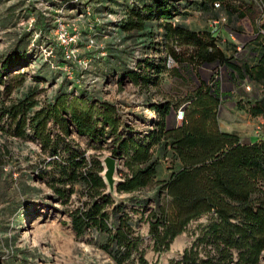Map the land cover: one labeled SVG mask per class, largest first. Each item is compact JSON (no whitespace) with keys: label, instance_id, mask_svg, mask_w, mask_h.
Masks as SVG:
<instances>
[{"label":"trees","instance_id":"trees-1","mask_svg":"<svg viewBox=\"0 0 264 264\" xmlns=\"http://www.w3.org/2000/svg\"><path fill=\"white\" fill-rule=\"evenodd\" d=\"M137 1L140 3L128 5L124 11L118 24L120 30L144 31L151 36V22L165 20L161 35L167 55L146 59L139 65L140 72L120 69V81L127 78L139 87H156L169 69V58L188 71L196 70L197 78L205 66H222L229 82L247 80L252 85V91L240 101V108L253 117L264 118V0H194L184 5H179V0ZM181 6L211 13L215 19L225 15L227 27L235 34L238 30L230 27L233 21L255 16V38L245 46L246 54L235 56L234 44L228 43L225 49L235 52L228 55L220 47L221 37L209 29L193 30L182 23L172 24L173 15L182 14ZM16 62L10 57L2 63V69H9ZM7 73L0 72V84ZM15 76L19 77L18 83L23 82V73ZM213 84L211 87L198 80L192 87L184 97L187 106L178 125L169 116L182 103H151L157 119L143 135L122 121L114 103L91 97L84 89L80 88L76 95L59 92L36 109L33 93L12 101L8 98L12 87L7 85L3 93L7 98L0 96V120H5L0 130L24 138L29 129L52 157L57 156L60 142L70 136L72 129L94 141L102 142L104 136L111 139V154L116 159L125 158L126 169L115 190L135 193L149 186L155 188L154 206L147 209L145 219L152 250L158 254L168 250L192 221L207 217L206 223H198L190 231L192 239L179 256L152 264H259L264 251V138L242 139L235 132L220 129L222 92L218 83ZM49 122L56 126V132L48 127ZM63 148L67 151L68 169L86 164L82 152L73 145L64 143ZM161 159L170 160L171 172L166 179L157 180ZM93 164L94 170L89 167L82 175L89 204L71 214L75 234L81 236L93 227L106 235L102 248L114 264H150L132 218L123 213L122 204L113 205L111 194L104 192L107 184L100 174L102 161L95 160ZM72 182L75 180L68 181ZM56 191L65 196L60 189ZM142 202L146 209L147 201Z\"/></svg>","mask_w":264,"mask_h":264},{"label":"rangeland","instance_id":"rangeland-1","mask_svg":"<svg viewBox=\"0 0 264 264\" xmlns=\"http://www.w3.org/2000/svg\"><path fill=\"white\" fill-rule=\"evenodd\" d=\"M186 1L192 0H179L178 3L184 5ZM136 2L0 0V72L8 71L2 76L4 83L0 84V96L7 98L3 94L4 88L10 85L9 99L16 101L33 93L38 109L59 92L76 95L81 88L91 97L117 102L126 117H134L148 113L146 104L149 100L171 101L173 106H178L198 80H204L211 87L218 83L222 92L218 109L220 129L235 132L242 139L264 138V118L253 117L239 106L245 94L252 91V85L249 84L250 89H247L246 82H229L222 66H205L197 78L196 70L188 71L174 62L162 74L158 86L149 88L138 87L127 78L119 80L120 69L133 71L146 59L156 60L167 55L161 35V23L165 20L151 22L150 28L154 31L151 36L144 31L120 30L118 24L124 18V11ZM179 10L182 14L173 15L172 24L182 23L193 30H211L221 37L222 49L228 43L234 44L235 56L246 54L245 46L255 38L253 15L230 24L238 30L235 34L227 30L228 21L223 14L215 19L211 13L190 7L181 6ZM186 12L188 14L184 15ZM223 17L225 20L221 21ZM59 31L73 36V40L69 44L61 42ZM65 46L73 53L70 59L61 49ZM225 51L228 55L235 53ZM10 57L16 59V64L2 69V63ZM21 73L24 80L18 83L19 77L15 75ZM4 122L1 119L0 126ZM48 127L54 129L53 132L57 131L51 122ZM71 131L70 136L60 142L57 156L52 157L29 129L24 138L0 130V264H114L102 248L106 235L92 227L77 236L71 224V214L78 208L87 207L90 201L82 175L89 167L94 170L95 160L102 161L106 155H112L111 139L104 136L99 142L80 136L73 129ZM64 143H70L82 152L86 164L75 170L68 169ZM124 161L125 158L117 159V183L126 170ZM170 167V160L161 159L156 179H166L171 172ZM63 173L66 176L63 177ZM100 174L102 176V171ZM69 180L75 182L69 184ZM56 189L65 196H60ZM154 189V186H149L135 193L116 190L111 193L107 187L104 191L111 194L113 205L122 204L123 213L132 218L137 233L143 239L144 257L150 264L156 261L166 263L179 256L192 239L190 231L198 223L207 221L206 216L192 221L187 231L173 240L168 250L159 254L154 252L145 219L147 209L154 206ZM142 200L147 201L146 209ZM142 210H145L144 216ZM259 264H264V251Z\"/></svg>","mask_w":264,"mask_h":264},{"label":"built area","instance_id":"built-area-1","mask_svg":"<svg viewBox=\"0 0 264 264\" xmlns=\"http://www.w3.org/2000/svg\"><path fill=\"white\" fill-rule=\"evenodd\" d=\"M73 1H77V0H73ZM74 4H77V2H74ZM221 21H224L225 18H221ZM218 22H215V24H217ZM73 36L69 37L65 31H59V37L58 39H60L61 42L69 44L72 40H73ZM62 51L64 52V56L68 59H70L73 55L72 51L67 49V46H65V48H61ZM175 61H171V59L169 58V61H167V66H171V63H174ZM138 67L135 68L134 70H137L138 72H140V68ZM139 87V86H138ZM247 89H250L249 84L246 85ZM102 99V98H101ZM105 100V99H103ZM109 101V100H107ZM112 103L115 104V106L117 107V110L121 116V119L124 123H126L127 125L133 126L135 127L140 135H143L146 133L147 130L152 129V121L157 119V112L151 108V103H157L156 100H149L146 104L147 106V110L148 113L147 114H136L134 115V117H126L125 113L121 110L120 105H118L117 102L115 101H110ZM187 106V102H183L176 110H172L171 114L169 116V119L171 118V121L173 123H175L176 125L180 124L184 118V111H185V107Z\"/></svg>","mask_w":264,"mask_h":264},{"label":"water","instance_id":"water-1","mask_svg":"<svg viewBox=\"0 0 264 264\" xmlns=\"http://www.w3.org/2000/svg\"><path fill=\"white\" fill-rule=\"evenodd\" d=\"M103 164L105 165L104 169V179L108 185L109 192H114L116 187V179L114 177L117 171V159L112 155H106L103 158Z\"/></svg>","mask_w":264,"mask_h":264},{"label":"crops","instance_id":"crops-1","mask_svg":"<svg viewBox=\"0 0 264 264\" xmlns=\"http://www.w3.org/2000/svg\"><path fill=\"white\" fill-rule=\"evenodd\" d=\"M192 1H194V0H192ZM191 1V2H192ZM190 8H192V9H194L193 7H190ZM189 28V27H188ZM191 29V28H190ZM195 30V29H194ZM227 30H229V27H227ZM220 47L222 48V46L220 45ZM224 51L226 50V49H223ZM226 52V51H225ZM243 82H246L247 84H250L247 80H244Z\"/></svg>","mask_w":264,"mask_h":264},{"label":"bare ground","instance_id":"bare-ground-1","mask_svg":"<svg viewBox=\"0 0 264 264\" xmlns=\"http://www.w3.org/2000/svg\"><path fill=\"white\" fill-rule=\"evenodd\" d=\"M103 162V161H102ZM104 169H105V165L103 164V170H102V177H103V179H104ZM114 177H115V175H114ZM115 179H116V177H115ZM104 181H105V179H104ZM106 182V181H105ZM107 184V183H106ZM107 187H108V185H107Z\"/></svg>","mask_w":264,"mask_h":264}]
</instances>
